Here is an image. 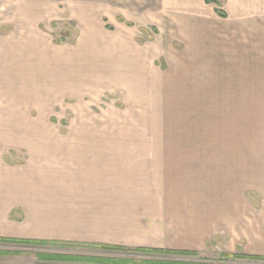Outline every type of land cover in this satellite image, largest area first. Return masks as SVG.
Wrapping results in <instances>:
<instances>
[{"label": "rangeland", "instance_id": "obj_1", "mask_svg": "<svg viewBox=\"0 0 264 264\" xmlns=\"http://www.w3.org/2000/svg\"><path fill=\"white\" fill-rule=\"evenodd\" d=\"M27 1L36 0H0V42H51L66 53L71 88L11 96L23 82L0 71V121L20 116L49 136L158 140L151 190L165 202L160 216L136 213L124 250L0 241V264H264L254 259L264 257V0H42L54 13L33 27L20 18ZM0 160L22 164L21 145L0 143Z\"/></svg>", "mask_w": 264, "mask_h": 264}, {"label": "crops", "instance_id": "obj_2", "mask_svg": "<svg viewBox=\"0 0 264 264\" xmlns=\"http://www.w3.org/2000/svg\"><path fill=\"white\" fill-rule=\"evenodd\" d=\"M19 12L33 27L54 10L49 1L36 0ZM40 38L0 42V71L23 82L21 89L9 91L11 96L71 88L66 53ZM67 60L70 64L71 57ZM21 107V113L28 111ZM18 117L0 121V143L14 139L25 155L16 166L0 160V239L125 246L136 238L131 233L142 223L137 216H150L152 209L160 216L165 200L153 195L151 176L162 149L156 146L163 143L149 137L49 136L39 122L26 126ZM5 129H13V135Z\"/></svg>", "mask_w": 264, "mask_h": 264}, {"label": "trees", "instance_id": "obj_3", "mask_svg": "<svg viewBox=\"0 0 264 264\" xmlns=\"http://www.w3.org/2000/svg\"><path fill=\"white\" fill-rule=\"evenodd\" d=\"M206 3L208 4H212V3H217V0H206ZM217 14L221 17H226V15L220 11V10H216ZM0 241L3 242H17V243H37V242H29V241H22V240H4V239H0ZM97 248H102V249H106V250H124L125 248L123 247H119V246H95ZM140 250H144V251H148V252H158V253H167V254H178V255H195V252L192 251H179V250H165V251H157V250H150V249H146V248H142ZM233 256V255H230ZM41 259L43 260H50L52 261H71V262H84V263H97V264H117L118 262L115 260H110V259H103V258H85L82 256H41ZM254 259H264V257H254ZM143 264H195V263H168V262H144Z\"/></svg>", "mask_w": 264, "mask_h": 264}]
</instances>
